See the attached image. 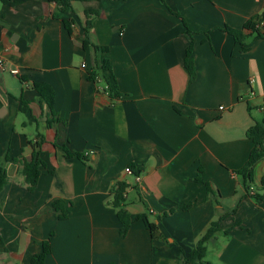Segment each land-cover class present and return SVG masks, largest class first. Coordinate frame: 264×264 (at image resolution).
<instances>
[{"label":"crops","instance_id":"crops-1","mask_svg":"<svg viewBox=\"0 0 264 264\" xmlns=\"http://www.w3.org/2000/svg\"><path fill=\"white\" fill-rule=\"evenodd\" d=\"M86 10L99 11L90 38L107 47L100 58L119 97L99 72L89 77L97 54L84 47ZM256 15L264 16V0H89L66 11L51 0H0V162L8 174L0 264H32L48 238L45 264H182L214 221L221 230L207 242V261L264 264V201L245 196L234 172L254 145L248 128L264 118V36L243 51L222 28H243ZM183 19L194 32L193 81ZM37 84L54 90L59 119ZM64 146L84 157H67ZM35 149L44 165L30 191L13 159L31 160ZM263 176L264 158L254 187ZM120 181L133 219L126 236L111 204Z\"/></svg>","mask_w":264,"mask_h":264},{"label":"trees","instance_id":"trees-1","mask_svg":"<svg viewBox=\"0 0 264 264\" xmlns=\"http://www.w3.org/2000/svg\"><path fill=\"white\" fill-rule=\"evenodd\" d=\"M5 4H9L11 6H15L17 4L23 3L28 0H1ZM58 4L59 9L61 11H66L72 8L74 1H89V0H51ZM164 1V0H163ZM99 11L97 10H86L85 15L87 17L85 25H84V47H93L97 54V71H91L89 77L94 79L97 72H99L102 78L105 80L107 84V89L112 97H119L121 93L119 91V85L117 77L107 59L100 58V52L107 50L105 46L95 45L90 38V29L93 24L94 16H97ZM178 16L180 14L177 12ZM264 20L263 15H256L250 18L243 26V28H234L229 25H226L223 30L227 31L231 34L234 39L242 45V50L246 51L248 49V39L250 37H263L264 31L262 30L261 22ZM184 24L186 25V33L190 37L191 42L187 46L186 56H185V66L190 75V81H193L196 78V68L193 57V31L188 28L187 22L183 19ZM73 20H64V24L66 28L71 31V24ZM37 90L41 95V99L47 104L50 114L53 115L54 119H59L54 110V90L48 85H35ZM23 110L25 109V103L23 105ZM50 125V121H49ZM247 136L252 139L254 145L250 151L249 157L245 164L236 169L234 172L241 178L243 188L245 189V196L251 197L255 202L259 203L264 201V176L260 181V185L258 187H254V169L256 164L264 158V118L261 120H256L253 125H251L247 130ZM41 143H37V147H39ZM65 154L67 157L77 156L79 158H83L84 155L82 153H75L70 151V149L66 146L63 147ZM13 161L21 165V173L25 178L26 183L28 184V189L30 191H34L40 175H41V166L44 165V161L40 157V150L35 149L33 152V157L31 160H26L23 157L14 158ZM8 182V174L6 168L0 162V193L4 189L6 183ZM127 188V183L124 181L118 182L113 189L112 193V202L111 204L117 210V216L121 221L120 233L122 236H126L128 230L133 222V219L130 213L127 211L126 199H125V191ZM63 202L61 200H57L54 202V206L57 208H61V204ZM184 208L186 206H183ZM236 209H234L231 213H235ZM68 212L63 211L60 215V218H66ZM142 215H137L136 218L140 219ZM149 230L153 238L159 237V233H157V224L153 222H148ZM220 221H214L211 223L205 234L199 239L196 245L192 248L189 254L185 257L182 264H211V262L205 259L207 254V242L211 240L215 234L220 231ZM7 246L3 240V237L0 235V251H7ZM51 253V240L48 238L43 242V248L39 253H36L32 256L31 263L32 264H45L47 256Z\"/></svg>","mask_w":264,"mask_h":264},{"label":"built area","instance_id":"built-area-1","mask_svg":"<svg viewBox=\"0 0 264 264\" xmlns=\"http://www.w3.org/2000/svg\"><path fill=\"white\" fill-rule=\"evenodd\" d=\"M261 26H262V28H264V20L261 22ZM3 64H4V60H3L2 57H0V67L3 66ZM82 67H86V64L83 63V64H82ZM10 71H11V73H13V74H18V73H19V70L16 69V68L11 69ZM251 81L254 82L255 79L252 78ZM220 108H221V109H224L225 107H224V106H220ZM261 110L264 111V106L261 107ZM125 171H126L127 173H133V170H132L131 166L126 167V168H125ZM136 178H137V180H140V179H141V175H140V174H136Z\"/></svg>","mask_w":264,"mask_h":264},{"label":"rangeland","instance_id":"rangeland-1","mask_svg":"<svg viewBox=\"0 0 264 264\" xmlns=\"http://www.w3.org/2000/svg\"><path fill=\"white\" fill-rule=\"evenodd\" d=\"M209 258H211L210 256H208Z\"/></svg>","mask_w":264,"mask_h":264}]
</instances>
